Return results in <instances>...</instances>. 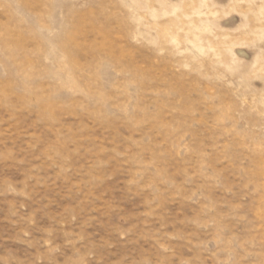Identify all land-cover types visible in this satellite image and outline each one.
Instances as JSON below:
<instances>
[{
    "label": "rangeland",
    "instance_id": "1",
    "mask_svg": "<svg viewBox=\"0 0 264 264\" xmlns=\"http://www.w3.org/2000/svg\"><path fill=\"white\" fill-rule=\"evenodd\" d=\"M0 264H264V0H0Z\"/></svg>",
    "mask_w": 264,
    "mask_h": 264
}]
</instances>
